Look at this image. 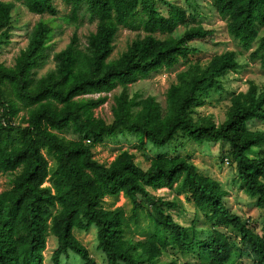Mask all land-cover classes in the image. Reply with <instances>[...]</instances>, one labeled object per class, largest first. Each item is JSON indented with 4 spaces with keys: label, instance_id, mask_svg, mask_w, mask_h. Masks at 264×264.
<instances>
[{
    "label": "trees",
    "instance_id": "trees-1",
    "mask_svg": "<svg viewBox=\"0 0 264 264\" xmlns=\"http://www.w3.org/2000/svg\"><path fill=\"white\" fill-rule=\"evenodd\" d=\"M15 1L34 14L58 13L53 0H0V45L8 43ZM63 1L70 6L68 19L77 20L83 8L96 21L84 44L73 32L66 46L53 54L54 68L36 77L35 71L48 59L55 32L51 23L40 19L14 64L0 62V172L14 174L11 186L0 192V264H44L49 235L57 243L52 264H60V256L69 251L82 264H96L73 233L92 226L105 264H174L161 260L169 246L197 251L198 260L191 264H234L232 254L240 247L220 227L237 232L238 243L253 264H264V219L257 230L230 210L224 202L228 191L221 181L201 174L190 158L158 154L143 169L127 150L109 163L95 159L92 151L105 137L123 132L135 134L140 149L147 143L164 146L178 135L199 144L227 142V156L236 164L240 188L264 210V150L256 156L248 154L253 147L264 145V130L253 127L255 120L264 122V88L250 81L245 91L232 94L221 123L196 113L203 95L220 88L218 78L237 66L235 51L227 50L214 53L205 65L194 62L177 72L166 90L165 106L153 95L129 96L128 83L172 68L193 51L189 41L214 32L196 19L195 2L185 0L186 5H180L158 0L168 7L163 12L156 0ZM210 4L226 19L227 32L244 50L256 43L249 56L264 68V33L259 36L264 27V0H210ZM180 25L183 30L175 34ZM120 27L143 29L144 34L110 58ZM156 32L164 36L157 37ZM118 85L123 89L113 96L112 120L106 122L94 115V109ZM95 93L104 94L85 96ZM23 110L21 122L16 123ZM68 128L78 137L66 138L62 133ZM147 187L184 194L213 220L208 236L200 239L193 225L174 221L163 206L175 203L155 197ZM120 193L133 203L131 217L142 202L154 210L153 231L144 239L124 236L130 217L121 205L103 206L105 196Z\"/></svg>",
    "mask_w": 264,
    "mask_h": 264
},
{
    "label": "rangeland",
    "instance_id": "rangeland-1",
    "mask_svg": "<svg viewBox=\"0 0 264 264\" xmlns=\"http://www.w3.org/2000/svg\"><path fill=\"white\" fill-rule=\"evenodd\" d=\"M12 1V0H4ZM177 1L180 5H186L185 0ZM195 2L199 15L196 17L203 26L212 28L214 32L204 39H195L188 42V45L193 48V51L185 58L180 57L177 64L172 68H161L158 71L150 73L146 77H138L136 80L127 84V93L136 99L143 98L147 95H153L165 106V93L170 83L175 81L176 73L187 68L191 63L199 62L205 65L214 53H221L227 50H234L236 53L237 66L234 70L228 71L225 75L218 78L220 88L215 87L209 89L203 95V103L196 108L198 115L211 116L218 124L224 121L226 117V109L230 103L232 94L245 91L250 81H253L260 89L264 88V68L260 66L258 59H251L249 53L256 47V43L249 50H244L226 30V19L221 17L211 6L210 0H193ZM54 5L58 9V13L54 16L49 14L38 15L29 12L20 2L15 1L13 27L9 34L8 43L0 45V62L5 65H13L19 51L24 48L28 41V35L33 25L40 19L51 23L55 27V32L50 40V48L48 49V59L45 64L37 68L35 76L43 75L48 69L54 68L53 54L66 46L73 32H76L81 44L86 42L87 36L91 31L95 30L96 21L90 20L81 8L77 20L68 19L70 14V6L64 3L63 0H53ZM156 5L159 10L165 12L168 7L163 2L156 0ZM183 30L180 25L174 33H179ZM264 33V27L259 29V36ZM143 29L133 30L127 27H120L117 31L113 44L114 48L110 58H116L127 45L137 36L143 35ZM157 37H163L164 33L156 32ZM82 46V45H81ZM123 87L118 85L110 92L106 93L107 99L100 106L94 109V115L103 118L106 122L112 120L111 106L113 105V96L118 94ZM101 94L85 95L97 97ZM25 111H21L15 118L16 123L21 122V117ZM253 127L264 130V122L255 120ZM68 139L77 138V134L70 128L62 133ZM230 145L227 142L219 141L216 143L204 142L196 143L193 140L185 139L178 135V139L161 146L155 147L147 143L143 149L138 148L137 137L133 133H118L115 136L105 137L101 142L97 143L92 151L93 156L100 162L109 163L117 154L123 150H127L135 154V162L138 166L146 169L151 159L158 154L169 156L180 155L190 158L198 171L201 174L214 177L221 181L223 187L228 191V195L224 198L226 206L249 220L257 230H260L264 219V210L260 209L255 204V198L246 194L240 188V181L237 177V168L235 162L227 156V151ZM262 150L261 147H253L249 152V156H256ZM51 165L52 158L46 155ZM13 173L0 172V192L8 189L11 186ZM49 185V182H45ZM150 194L155 197H160L164 201H173L172 206H163V210L169 213L177 223L190 226L196 229L197 237L200 239L208 236V229L212 226L213 220L205 215L201 210H198L191 201L186 199L184 194H176L175 189L160 188L153 190L147 187ZM138 198L142 200L141 196ZM121 205L124 208L125 215L129 218V224L125 229L124 236L131 237L134 240L144 239L153 231V216L154 210L148 203L142 202L136 208L135 217H131L133 203L122 193L116 196L107 195L104 198L103 206L107 209H112ZM226 233L232 235V239L236 248L232 254V263L234 264H253L250 260V254L241 248L238 243L239 237L233 229L219 228ZM76 238L84 244L96 264H105L103 253L97 249L96 230L92 226L87 231L73 230ZM56 239L54 236L47 237L46 248L43 251L44 264L51 263V254L56 248ZM241 251V252H240ZM162 262L170 260L174 264H191L198 260V252L190 250L180 251L175 246H169L163 251L161 257ZM60 264H82V260L73 252L60 256Z\"/></svg>",
    "mask_w": 264,
    "mask_h": 264
}]
</instances>
